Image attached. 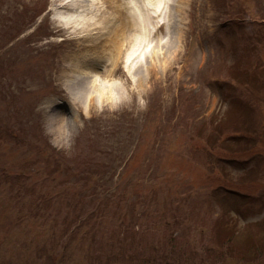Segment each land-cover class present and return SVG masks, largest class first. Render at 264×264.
I'll return each instance as SVG.
<instances>
[{"label":"rangeland","instance_id":"374dc122","mask_svg":"<svg viewBox=\"0 0 264 264\" xmlns=\"http://www.w3.org/2000/svg\"><path fill=\"white\" fill-rule=\"evenodd\" d=\"M166 1L127 61L103 0L90 92L70 6L0 0V264H264V0Z\"/></svg>","mask_w":264,"mask_h":264},{"label":"bare ground","instance_id":"6f19581e","mask_svg":"<svg viewBox=\"0 0 264 264\" xmlns=\"http://www.w3.org/2000/svg\"><path fill=\"white\" fill-rule=\"evenodd\" d=\"M125 7L133 17V26L135 30L132 32L129 51L127 52L126 59L131 60L134 56H138L139 48L145 46L148 43V39L151 34L149 28V21L153 23V18L163 16L167 9L166 0H124ZM61 6H70L68 11L60 13L55 16L56 20L65 27L72 31H82L81 42H85L88 46V54L86 53L80 60L77 61V66L80 69H74L72 73L75 76H79L83 79V82L90 87L94 86L98 77L103 76L105 73L109 75L111 70L106 68L103 70L100 68L101 63H105L103 60H108L110 56H116L119 54V47L122 42V33L125 32V25L121 22L122 17L120 13H108L107 5L103 0H59ZM119 8V5H118ZM56 9H60L59 7ZM55 10V8H54ZM59 11V10H58ZM167 24V22H165ZM124 41V40H123ZM160 42V39H159ZM90 55V56H88ZM141 55V54H140ZM90 58L88 65L95 71L99 68L100 71H96V75L93 71L89 75L85 70H82L84 66L80 64L86 63ZM92 90L90 89V92ZM104 91V90H103ZM106 91V89H105ZM109 92V91H107ZM104 93V92H103Z\"/></svg>","mask_w":264,"mask_h":264},{"label":"clouds","instance_id":"9594fccd","mask_svg":"<svg viewBox=\"0 0 264 264\" xmlns=\"http://www.w3.org/2000/svg\"><path fill=\"white\" fill-rule=\"evenodd\" d=\"M56 100H52L50 102H48L46 104V109H47V113H48V116L49 117H52V116H57V117H64L66 114H63V113H60V112H54V111H51L52 109V106L54 103H56ZM72 103V102H71ZM73 108H74V105H73ZM41 110V106H38L37 107V111H40ZM75 116V111H74V114L73 116H69V118H73ZM44 129H45V132L46 134H48L52 140V143L58 147V148H70L72 146V141L71 139H68L66 141H63V142H59L57 141L56 137H55V134L53 133L52 131V128L49 126V123L47 120L44 121Z\"/></svg>","mask_w":264,"mask_h":264},{"label":"trees","instance_id":"16d2710c","mask_svg":"<svg viewBox=\"0 0 264 264\" xmlns=\"http://www.w3.org/2000/svg\"><path fill=\"white\" fill-rule=\"evenodd\" d=\"M234 241H237L238 239H233ZM246 242H250V238H248V239H246L245 240ZM238 243V242H237ZM262 243V242H261ZM261 243H257L256 245L255 244H252V243H250V247H255V248H258V249H260L261 247H263L264 245H263V243L261 244ZM247 245V244H246ZM250 251H252V250H250Z\"/></svg>","mask_w":264,"mask_h":264}]
</instances>
